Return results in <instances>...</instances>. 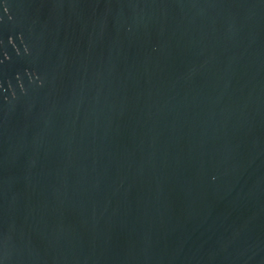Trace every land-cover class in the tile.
I'll return each instance as SVG.
<instances>
[{
	"label": "water",
	"instance_id": "1",
	"mask_svg": "<svg viewBox=\"0 0 264 264\" xmlns=\"http://www.w3.org/2000/svg\"><path fill=\"white\" fill-rule=\"evenodd\" d=\"M0 264H264V0H0Z\"/></svg>",
	"mask_w": 264,
	"mask_h": 264
}]
</instances>
